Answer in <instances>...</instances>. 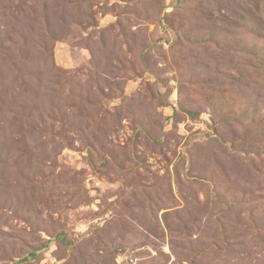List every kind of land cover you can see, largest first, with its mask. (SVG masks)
Wrapping results in <instances>:
<instances>
[{
	"label": "rangeland",
	"instance_id": "374dc122",
	"mask_svg": "<svg viewBox=\"0 0 264 264\" xmlns=\"http://www.w3.org/2000/svg\"><path fill=\"white\" fill-rule=\"evenodd\" d=\"M23 257L264 264V0H0V264Z\"/></svg>",
	"mask_w": 264,
	"mask_h": 264
},
{
	"label": "water",
	"instance_id": "95a60500",
	"mask_svg": "<svg viewBox=\"0 0 264 264\" xmlns=\"http://www.w3.org/2000/svg\"><path fill=\"white\" fill-rule=\"evenodd\" d=\"M26 260H27V257H23V258H20V259L14 261L12 264H22Z\"/></svg>",
	"mask_w": 264,
	"mask_h": 264
},
{
	"label": "trees",
	"instance_id": "16d2710c",
	"mask_svg": "<svg viewBox=\"0 0 264 264\" xmlns=\"http://www.w3.org/2000/svg\"><path fill=\"white\" fill-rule=\"evenodd\" d=\"M35 253H33V255H34Z\"/></svg>",
	"mask_w": 264,
	"mask_h": 264
}]
</instances>
